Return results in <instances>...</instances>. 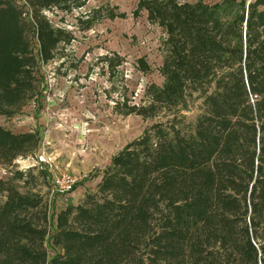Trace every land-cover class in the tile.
<instances>
[{
  "label": "trees",
  "instance_id": "obj_1",
  "mask_svg": "<svg viewBox=\"0 0 264 264\" xmlns=\"http://www.w3.org/2000/svg\"><path fill=\"white\" fill-rule=\"evenodd\" d=\"M86 1L0 0V114L36 95L39 65L71 39L43 11ZM139 10L166 35L164 81L147 106L123 113L146 115L200 91L194 131L156 123L113 154L97 191L48 222L51 257L46 212L35 219L41 199L0 178V264L264 262V0H138ZM38 142L36 131L0 125V163Z\"/></svg>",
  "mask_w": 264,
  "mask_h": 264
},
{
  "label": "rangeland",
  "instance_id": "obj_2",
  "mask_svg": "<svg viewBox=\"0 0 264 264\" xmlns=\"http://www.w3.org/2000/svg\"><path fill=\"white\" fill-rule=\"evenodd\" d=\"M202 1L213 5L222 0ZM137 2L88 0L69 11L44 10L51 25L67 31L71 39L59 44L53 59L39 65L36 95L15 114H0L4 128L39 135L35 149L11 163H0V178L41 199L40 213L34 212L35 219L46 212L49 257L54 252L50 241L54 227L48 222L54 224L61 210L82 204L88 193L97 191L113 154L156 123L190 134L202 113L203 96L193 90L175 106L157 103L146 115L123 113L131 106H147L151 86L160 87L164 81L159 68L166 35L148 21L145 10L136 11ZM139 58L148 65L146 71ZM38 153L51 154L62 169L78 176L71 192H53L43 172L28 168ZM4 199L1 193L0 204Z\"/></svg>",
  "mask_w": 264,
  "mask_h": 264
},
{
  "label": "built area",
  "instance_id": "obj_3",
  "mask_svg": "<svg viewBox=\"0 0 264 264\" xmlns=\"http://www.w3.org/2000/svg\"><path fill=\"white\" fill-rule=\"evenodd\" d=\"M34 163L28 168H36L44 171L48 183L53 192L65 194L71 192L78 182V176L65 171L51 154L38 153L34 157Z\"/></svg>",
  "mask_w": 264,
  "mask_h": 264
}]
</instances>
